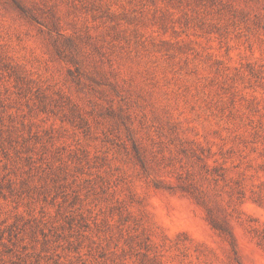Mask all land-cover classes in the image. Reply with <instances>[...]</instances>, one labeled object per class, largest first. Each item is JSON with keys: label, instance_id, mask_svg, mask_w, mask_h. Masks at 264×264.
I'll list each match as a JSON object with an SVG mask.
<instances>
[{"label": "rangeland", "instance_id": "obj_1", "mask_svg": "<svg viewBox=\"0 0 264 264\" xmlns=\"http://www.w3.org/2000/svg\"><path fill=\"white\" fill-rule=\"evenodd\" d=\"M0 264H264V0H0Z\"/></svg>", "mask_w": 264, "mask_h": 264}]
</instances>
